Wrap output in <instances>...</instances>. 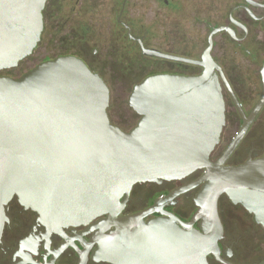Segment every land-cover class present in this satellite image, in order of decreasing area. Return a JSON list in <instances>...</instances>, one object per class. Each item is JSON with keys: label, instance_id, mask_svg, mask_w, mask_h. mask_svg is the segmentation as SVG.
<instances>
[{"label": "water", "instance_id": "1", "mask_svg": "<svg viewBox=\"0 0 264 264\" xmlns=\"http://www.w3.org/2000/svg\"><path fill=\"white\" fill-rule=\"evenodd\" d=\"M174 1V8L151 0L128 7L145 25V47L136 40L139 50L117 32L111 0L95 6L94 0H0V234L4 207L13 197L51 227L106 215L105 225L115 227V245L141 254L138 264H204L221 235L222 195L264 230V155L225 165L264 104V63L261 97L245 118L211 57V36L204 49L203 0ZM220 30L232 34L226 27L212 34ZM82 45L88 54L94 48V71L105 82L82 60L61 56L81 53ZM259 56L263 60L264 53ZM213 57L225 69L238 66L242 75H255L247 86L257 97L260 64L248 70L241 54ZM169 62L197 66L200 72L175 74L181 69ZM222 85L243 124L212 162L215 147L220 153L238 129L233 123L228 139L221 136L225 115L236 119ZM197 170L202 174L195 182L168 196L200 185L190 223L172 215L144 223V216L160 211L163 197L140 214L117 217L135 184L181 180ZM196 220L201 232L192 228ZM101 243L100 252L110 255L107 236Z\"/></svg>", "mask_w": 264, "mask_h": 264}, {"label": "flooded vegetation", "instance_id": "2", "mask_svg": "<svg viewBox=\"0 0 264 264\" xmlns=\"http://www.w3.org/2000/svg\"><path fill=\"white\" fill-rule=\"evenodd\" d=\"M146 1L111 0L114 5L111 14L113 15L112 19L115 18L117 32L127 37V40L134 43L139 50L140 47L136 40L139 39L144 46L142 38L146 34L145 25L141 23V16L136 18L129 14L127 9L130 5H142ZM151 1L166 8L169 6L174 8L175 5H178L174 0ZM98 2L99 0H94V6ZM203 4L206 10V19L203 22L206 31L204 49L208 46V39L211 36V57L221 68L240 105L242 115L248 118L262 94L260 70L264 58L260 61L259 55L264 53V0H203ZM117 6H119L118 9H116ZM137 20L138 24H136ZM219 27L228 28L232 34L226 30L212 34L213 30ZM87 50V47L82 45L81 53L61 56L69 55L82 60L91 72L100 76L98 72L94 71V48L91 54H88ZM215 52L221 54L231 52L235 55L246 56L248 70L260 64L258 74L255 73L259 80L257 97H255L253 89L247 86L251 82L250 79L255 78V75L252 78L242 75L237 71L238 66L223 68L225 64L217 62L213 57ZM222 94L224 102L226 97L232 102L223 85ZM232 104L235 108L236 119H229L227 114L225 115L221 136L224 134L227 137V133L231 131L229 126L233 123L238 124V129L220 153H214L218 145L215 147L210 156L212 162L221 157L243 124V116L233 102ZM263 111L264 104L257 111L249 127L226 160V166H238L264 155ZM108 119L113 124L109 116ZM260 125L262 126L260 127ZM121 130L129 131L130 129ZM201 174L202 171L197 170L181 180L135 184L117 217L123 218L140 214L152 208L156 201L163 197L165 200L159 208L160 211L148 213L142 219L144 223L155 219H167L169 215L176 217L182 223H190L197 211L194 199L200 185L185 190L174 197L168 198V196L174 191L192 184ZM4 215L6 221L0 234V264H138V258L141 255L131 253L129 246L122 250L115 245V227L105 225L106 215L75 226L51 227L39 222L37 213L25 209L19 204L16 197H13L4 207ZM218 217L222 231L220 238L217 239V250L206 254L204 264H264V230L253 221L252 215L240 205L232 204L225 195H222L218 199ZM177 226L185 230L180 225ZM199 226V220L192 224V228L201 232ZM104 236H107L110 241L111 253L108 256L100 252L103 247L101 239Z\"/></svg>", "mask_w": 264, "mask_h": 264}, {"label": "trees", "instance_id": "3", "mask_svg": "<svg viewBox=\"0 0 264 264\" xmlns=\"http://www.w3.org/2000/svg\"><path fill=\"white\" fill-rule=\"evenodd\" d=\"M167 54H171V55H175L177 56L176 54H173V53H167ZM28 59V58H26ZM25 61V60H23ZM22 62H20L18 64V66L21 64ZM171 64H174V65H177L180 67L181 71H179L178 73L175 72V74H185V75H195V74H198L200 72V68L196 67V66H187L185 64H180V63H175V62H169ZM174 73V72H173Z\"/></svg>", "mask_w": 264, "mask_h": 264}]
</instances>
